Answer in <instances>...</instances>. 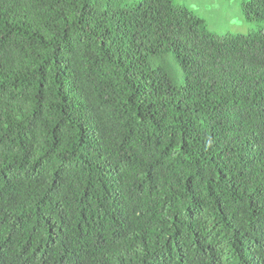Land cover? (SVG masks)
I'll list each match as a JSON object with an SVG mask.
<instances>
[{
  "label": "trees",
  "instance_id": "trees-1",
  "mask_svg": "<svg viewBox=\"0 0 264 264\" xmlns=\"http://www.w3.org/2000/svg\"><path fill=\"white\" fill-rule=\"evenodd\" d=\"M0 264H264V29L0 0Z\"/></svg>",
  "mask_w": 264,
  "mask_h": 264
},
{
  "label": "rangeland",
  "instance_id": "rangeland-1",
  "mask_svg": "<svg viewBox=\"0 0 264 264\" xmlns=\"http://www.w3.org/2000/svg\"><path fill=\"white\" fill-rule=\"evenodd\" d=\"M131 2L132 0H126ZM243 0H172L201 17L207 30L218 35L263 30L264 21H247L241 8Z\"/></svg>",
  "mask_w": 264,
  "mask_h": 264
}]
</instances>
